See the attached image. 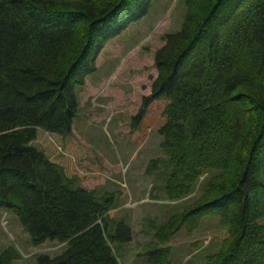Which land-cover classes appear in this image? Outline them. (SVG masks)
I'll return each instance as SVG.
<instances>
[{
    "label": "trees",
    "instance_id": "obj_1",
    "mask_svg": "<svg viewBox=\"0 0 264 264\" xmlns=\"http://www.w3.org/2000/svg\"><path fill=\"white\" fill-rule=\"evenodd\" d=\"M151 2L0 0V208L12 210L36 244L68 245L38 264H119L114 242L132 240L125 223L107 232L112 198L98 202L89 190L71 189L30 143L37 129L73 132V86ZM185 5L181 31L167 34L156 53L158 77L141 108L170 100L159 130L171 170L165 194L182 210L156 238L192 235L205 218L218 217L228 234L203 264H264V0ZM196 255L184 264H196ZM20 257L10 246L0 264ZM147 264H173L172 247L148 252Z\"/></svg>",
    "mask_w": 264,
    "mask_h": 264
},
{
    "label": "rangeland",
    "instance_id": "obj_2",
    "mask_svg": "<svg viewBox=\"0 0 264 264\" xmlns=\"http://www.w3.org/2000/svg\"><path fill=\"white\" fill-rule=\"evenodd\" d=\"M185 15V0H152L145 15L98 53L96 70L85 82L73 86V132L43 130L30 143L44 152L46 146L52 147L62 155L55 163L71 189L84 185L98 202L113 199L106 215L108 234L115 235L120 223L132 231L131 241L113 244L119 264H147L148 252L165 246L172 247L173 264H184L196 253L195 263L203 264L228 234L218 217H207L192 235L181 231L166 242L156 238L169 216L182 210L165 194L171 170L159 130L166 123L170 100L153 98L144 111L141 108L158 77L156 53L167 34L181 31ZM90 178L98 180L85 182ZM10 246L21 255L13 264H38L40 255L55 257L68 249L58 240L36 244L17 215L0 208V252Z\"/></svg>",
    "mask_w": 264,
    "mask_h": 264
},
{
    "label": "crops",
    "instance_id": "obj_3",
    "mask_svg": "<svg viewBox=\"0 0 264 264\" xmlns=\"http://www.w3.org/2000/svg\"><path fill=\"white\" fill-rule=\"evenodd\" d=\"M38 132H43V130L42 129H37V133ZM45 150L46 151H48V152H44L50 159H51V161H53L54 163H55V161H57V160H61L62 159V155H59V153L56 151V149H54V148H52V147H49V146H46L45 147ZM57 163V162H56ZM55 163V164H56ZM57 165V164H56ZM95 180H98V179H88V180H85V182H87V183H91V182H95ZM81 188H84V189H86V190H91V189H89L88 187H86V186H84V185H82L81 186Z\"/></svg>",
    "mask_w": 264,
    "mask_h": 264
}]
</instances>
